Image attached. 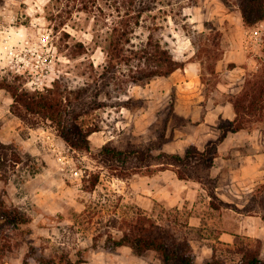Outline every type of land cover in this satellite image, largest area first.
Segmentation results:
<instances>
[{"label": "rangeland", "instance_id": "374dc122", "mask_svg": "<svg viewBox=\"0 0 264 264\" xmlns=\"http://www.w3.org/2000/svg\"><path fill=\"white\" fill-rule=\"evenodd\" d=\"M240 1L154 0L134 27L131 36L135 46L152 38L168 47L185 67L189 62L197 63L196 81L190 87L199 95L191 101H184L186 86L173 83L168 76L135 84L128 88V95L107 100L108 105L88 117V122H95L92 126L101 128L90 136L91 150L71 147L50 122H41L48 137L35 142L39 152L35 159L25 157L23 164L7 165L6 171L2 170L18 189L12 195L3 185L0 199L10 206H20L33 221L19 228L0 229V239L5 243L0 264H24L30 244L45 245L47 253L67 251L74 257L78 249L87 247L84 254L88 261L83 264H162L155 252L140 256L130 246L113 251L93 249L94 224H81L83 216L79 214L91 202H106L105 214L93 219L107 222L112 216L108 211L118 203L119 209L138 204L135 187L127 180L140 173L128 178L114 175L98 157L104 144L110 141L125 148L162 142L167 151L185 153L191 143L186 146L187 138L206 115V105L199 103L231 101L264 74V20L247 25ZM126 11L124 0H0V77H17L31 89L52 87L58 79L73 87L92 80L107 62V38ZM39 75L45 77V84L35 88L32 80ZM8 95L5 89L0 92V124L11 116L14 100ZM117 100L122 105H114ZM249 119V124L264 127V110L261 116ZM22 124L25 136L29 130L25 124L29 123ZM49 165L50 170L46 168ZM33 168L41 172L35 181L37 186H52L58 192L55 207L46 209L21 196ZM92 173L100 174V182L94 192H89L85 190V178ZM204 187L206 191L199 192L201 205L209 196L208 186ZM254 195L248 208H262L264 214V183ZM167 208L157 201L146 210L165 216L163 210ZM208 228L200 230L193 240L196 249L200 250L201 236L215 235V226ZM29 264L39 263L31 259Z\"/></svg>", "mask_w": 264, "mask_h": 264}, {"label": "trees", "instance_id": "16d2710c", "mask_svg": "<svg viewBox=\"0 0 264 264\" xmlns=\"http://www.w3.org/2000/svg\"><path fill=\"white\" fill-rule=\"evenodd\" d=\"M152 1L124 0L127 11L114 24L107 38V62L92 80L73 87L58 79L52 87L31 89L17 77H0V89L7 90L14 100L11 112L22 122H28L25 124L28 127H42V121L50 122L68 145L75 149L91 150L90 136L101 129L91 125L95 122L87 121L95 110L108 105L107 100H119L124 94L128 95V88L135 84L148 83L157 76H169L185 67V62L177 59L159 41L154 42L150 38L139 46L132 44L134 27L141 15L151 9ZM240 5L247 25L252 26L264 20V0H241ZM231 102L235 107V118H221L219 136L210 140L204 148L191 142L186 152L181 153L163 149L162 142L156 145L132 144L121 148L109 141L101 147L98 157L114 175L121 178L131 177L135 173L154 175L162 169L172 168L181 179L207 185L211 206L219 210L232 207L217 194L218 181L212 175V166L219 155V144L228 133L252 130L255 126L249 124V117L262 115L264 74L252 81ZM118 104L121 102H114V105ZM25 157L35 159L19 143H6L0 138V179L8 182L10 177L2 170L6 171L7 165L13 167L23 164ZM30 172L34 174L38 170L33 168ZM99 182L100 174L92 173L85 178V190L94 192ZM107 205L106 202L102 205L101 202H91L79 214L83 216L79 221L81 224H94L95 234L90 245L93 249L113 251L121 246H130L140 256L155 252L162 264H199L193 240L203 228L189 223L191 211L174 206L164 209V216L150 213L138 204L119 209L121 204L118 203L117 208L108 211L112 216L107 222L103 219L94 221L95 215L105 214ZM32 221V216L20 206H10L0 199V229L6 226L19 228ZM213 248L214 254L205 264H264L262 240L258 237L238 234L233 243L217 239ZM4 249L5 243L0 239V253ZM46 250L45 245L30 244L24 264H29L31 259L39 264H83L88 261L84 254L87 247L78 249L75 257L67 251L47 253Z\"/></svg>", "mask_w": 264, "mask_h": 264}, {"label": "crops", "instance_id": "0c3cea01", "mask_svg": "<svg viewBox=\"0 0 264 264\" xmlns=\"http://www.w3.org/2000/svg\"><path fill=\"white\" fill-rule=\"evenodd\" d=\"M196 65V62H189L184 70L180 72L177 69L168 76L173 83L186 86V92L183 94V97H187L185 102L191 101L194 95H199L195 94L194 89L190 87L193 80L196 81L194 73ZM1 91L3 89H0ZM180 95L178 100H181ZM9 99H12L11 96ZM199 105H206V115L201 119L200 124L196 125V131L187 138L185 143L187 146L189 142H195L199 147L204 148L210 140L219 136L218 121L221 118H235L236 111L230 100L216 103L208 101ZM210 122L215 124H208ZM22 129V120L11 112V116L1 124L0 138L6 143L17 142L31 154L37 155L39 152L35 142L46 141L48 134L45 133H48V130L44 126L29 127L27 134L23 136ZM46 168L50 170L51 165ZM40 174L41 172L34 174L29 172L23 185L25 191L21 193V196L33 199L43 208H53L59 203L58 192L52 186H37L35 181ZM212 175L218 181L216 188L218 196L225 202L235 204V207L232 205V207H223L221 210L216 209L211 206L210 195L205 204L201 205L199 192L206 191V188L198 181L179 178L172 168L162 169L154 175H135L127 182L135 187L138 195L137 203L143 208L151 209L157 201L164 203L167 207L178 206L181 209L188 207L191 211L189 223L192 226L201 227L203 230H209L208 227L215 226V235L201 236L200 250L195 248L193 241L199 264H205L213 256V244L217 239L233 243L238 234L260 238L262 240L261 255L264 257V214L262 208L254 206L248 208L251 195H254L264 183V127L256 126L252 130L229 132L219 144V155L215 157ZM1 181L0 179V187L5 185L12 195L18 189L13 181L8 183ZM43 195L50 196L51 200L43 198ZM259 205L258 203L257 206Z\"/></svg>", "mask_w": 264, "mask_h": 264}, {"label": "built area", "instance_id": "2783aa9c", "mask_svg": "<svg viewBox=\"0 0 264 264\" xmlns=\"http://www.w3.org/2000/svg\"><path fill=\"white\" fill-rule=\"evenodd\" d=\"M32 84L37 85L36 87H39L41 85L45 84V77L42 75L36 76L33 80H32Z\"/></svg>", "mask_w": 264, "mask_h": 264}]
</instances>
